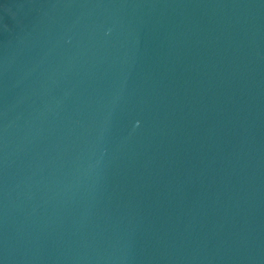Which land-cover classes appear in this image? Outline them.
Segmentation results:
<instances>
[{
  "label": "water",
  "instance_id": "1",
  "mask_svg": "<svg viewBox=\"0 0 264 264\" xmlns=\"http://www.w3.org/2000/svg\"><path fill=\"white\" fill-rule=\"evenodd\" d=\"M0 264H264V0H0Z\"/></svg>",
  "mask_w": 264,
  "mask_h": 264
}]
</instances>
